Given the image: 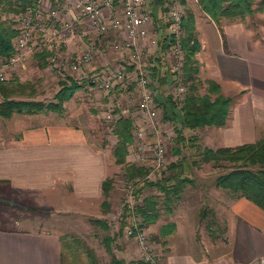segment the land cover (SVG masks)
<instances>
[{
  "label": "crops",
  "instance_id": "0c3cea01",
  "mask_svg": "<svg viewBox=\"0 0 264 264\" xmlns=\"http://www.w3.org/2000/svg\"><path fill=\"white\" fill-rule=\"evenodd\" d=\"M43 1L46 4L54 0ZM259 1L255 0L254 6ZM168 2L147 0L152 21L136 50L145 59L150 77L153 72L155 76L162 75L169 57ZM58 4L64 18L74 17L67 0H59ZM182 4L185 12L193 14L195 36L200 43L195 52L197 77L205 85L208 80L215 81L220 93L230 98L224 124L185 127L183 134H195L190 136L193 141L198 135L203 147L211 148L257 140L264 132V8H256L243 17L214 18L199 0H184ZM74 24V32L65 31L59 37L60 51L76 56L86 43L94 41L91 62L73 75L84 78L87 83L63 102L62 113L14 111L9 117L0 115V264H63L62 236L65 234L54 225L53 214L69 208H88L94 202L100 208L101 182L111 176L114 158L110 146L95 140L90 124L71 123L65 116L76 97L101 105L113 102L115 92L108 95L107 100L92 98L91 91L95 88L89 78L91 73L123 66L133 77L136 63L130 50H112V32L99 34L85 17ZM78 93L80 96H76ZM157 107L159 126L167 123L174 130L176 123L162 120L161 108ZM134 110L123 111L132 114ZM189 138L185 136V140ZM180 161L193 166L195 174L186 175L192 182L184 187L166 217L161 219L160 213L152 223L162 254L158 263L257 264V260L264 257V208L217 186V174L212 175V187L203 182L206 174L198 172L200 168L196 165L216 166L212 160L203 161L199 157ZM187 187L194 188L193 193L186 194ZM182 193L186 195L183 200ZM10 208L27 212L14 216L8 213ZM40 208L42 210L36 211ZM38 212L48 215L37 216ZM217 219L222 224L218 227L215 222L217 230L213 231L210 222ZM41 223L46 224L45 227Z\"/></svg>",
  "mask_w": 264,
  "mask_h": 264
},
{
  "label": "trees",
  "instance_id": "16d2710c",
  "mask_svg": "<svg viewBox=\"0 0 264 264\" xmlns=\"http://www.w3.org/2000/svg\"><path fill=\"white\" fill-rule=\"evenodd\" d=\"M184 2V0H181ZM32 0H0V10L6 13L17 12L25 9ZM255 0H199V3L214 18L218 16H241L252 13L256 8H264V0H260L257 6H254ZM184 34L181 38L182 49L184 52V61L182 63V79L186 83L187 89L182 99H177L171 92L155 91L154 99L161 108L162 120H173L176 124L174 131L178 141H183L185 136L183 129L185 127L194 128L200 125L214 124L222 125L225 123L228 112L230 98L220 93L219 85L208 80L205 85V91L200 92L202 81L197 77L198 61L195 58V52L199 49L200 43L195 36L194 17L190 11L184 13L182 19ZM16 34L12 20L9 18L0 19V58L8 57L12 52V37ZM50 49L44 47L40 53L44 59ZM43 64L46 60H42ZM6 81V80H5ZM0 81V115L9 117L12 112L35 113L39 111H64L63 102L71 98L76 90L83 87L87 82L84 78H76L73 75L61 77L60 87L54 93L53 99L42 100L34 98H14L9 94L12 90ZM152 88L163 84L173 83V74L164 69L162 75L154 72L151 77ZM157 82V86L154 85ZM213 94H215L213 96ZM133 118L130 115L120 114L114 124L112 131L116 136L114 145L115 163L122 164L124 172L128 177H143L148 172V167L138 165L135 162L126 160L127 149L133 138ZM199 157L203 161H211L226 170L218 173L215 177L217 186L226 188L233 196H244L260 207L264 208V132L261 137L255 141L244 142L235 146H221L217 148H200ZM168 167L171 172L163 174L155 179H142L143 185L156 187L163 195L161 202L164 205V211L170 212L171 205L177 200L186 184L192 182L186 176L184 168L187 165L181 161L170 163ZM142 187V186H141ZM133 189L134 194H138L141 188ZM113 188V177L108 176L101 182V191L103 199L101 207L107 211L109 209V195ZM158 196L147 195L142 198L141 203L137 204L134 212L139 215L140 227L155 222L161 208L157 206ZM126 210L128 208H125ZM92 221L101 224L106 228V221L102 218H92ZM112 236L109 234L103 237L106 249L111 253L110 264H121L123 260L118 258L111 248ZM152 259V258H151ZM145 257H139L132 261V264H159L157 260H151Z\"/></svg>",
  "mask_w": 264,
  "mask_h": 264
},
{
  "label": "built area",
  "instance_id": "2783aa9c",
  "mask_svg": "<svg viewBox=\"0 0 264 264\" xmlns=\"http://www.w3.org/2000/svg\"><path fill=\"white\" fill-rule=\"evenodd\" d=\"M16 1V0H13ZM67 0L68 6L74 13L73 18H64L63 10L60 8L59 0L52 3H44L43 0H32L25 9L12 12L11 19L16 29L12 37V52L6 58H0V81L8 79L9 72L16 66L24 64L36 51H42L44 47L51 50L47 57L50 68L57 74L74 75L75 72L89 65L92 60L94 41L86 43L79 55L62 54L60 51L59 37L65 32H74V23L80 18H87L89 25L99 34L112 32L114 40L110 47L113 51L122 52L130 50L135 70L133 77L123 66L115 69H106L102 72H93L90 75L92 86L97 89L109 90L114 85L118 88L134 83L133 91L138 96L135 110L127 115L136 117L135 128L132 131L133 139L130 147L138 150L137 163L147 167L164 168L166 165L165 144L159 134L160 114L154 99V90L149 74L146 71V61L137 52V44L140 38L147 35L152 21L147 0ZM185 10L181 0H169L166 11L167 35H168V62L172 65L169 71L173 74V83H180L182 80V63L184 52L181 38L184 34L182 19ZM151 42L156 43L155 39ZM186 91L183 84L171 91L177 99H182ZM120 114L107 112L105 116L113 121ZM152 137V140L149 139ZM150 157L151 162H147ZM134 162V161H130ZM136 163V161H135ZM134 186L128 182L125 187L127 196V212H133L137 217L128 226V233H134L144 251L147 259L155 260L148 254V234L145 227L138 225L140 217L134 212L137 204L131 202ZM137 194H134V198ZM257 264H264V257L257 260Z\"/></svg>",
  "mask_w": 264,
  "mask_h": 264
},
{
  "label": "rangeland",
  "instance_id": "374dc122",
  "mask_svg": "<svg viewBox=\"0 0 264 264\" xmlns=\"http://www.w3.org/2000/svg\"><path fill=\"white\" fill-rule=\"evenodd\" d=\"M12 14H7L6 11L0 10V19L9 18L11 19ZM13 22V21H12ZM14 24V23H13ZM51 54L48 52L47 55L44 56L40 51H36L31 56L29 62H25L22 65L18 66V70L11 69L9 72V77L4 82L5 86L9 87L10 96L14 98H34V99H42V100H50L53 99L54 93L60 87L61 75L54 72L49 65L47 57ZM42 60H46V63L43 64ZM171 63L167 61L165 70L169 71L171 67ZM18 72V73H17ZM164 72V71H163ZM162 72V73H163ZM149 78L151 79L150 75ZM184 83L183 79L180 80V83H176L175 85H159L155 89V91H163V92H171L174 91L175 87ZM154 85L157 86V83L154 82ZM134 84L130 87V84L126 86H122L118 89L119 85H114L107 92L101 89L95 88V90L91 91L92 98L97 100V98L105 97L108 99V95L115 92L114 100L110 104L101 105L100 103H94V100L89 101L88 99H82L80 97L75 98V102L71 101V105L68 108L67 114L65 118L71 123H76L81 121L82 123L90 124L93 129L92 136L95 137V140L98 143L103 145L110 146L109 150L112 153V159L115 160L114 156V145L116 141V136L112 131L113 121L109 120L105 116L107 112L111 114H124L127 115V112H124V109H129L132 111L133 108L136 107L138 96L133 91ZM205 84L202 83L199 90L200 92H204ZM76 96H80L79 93ZM0 98L2 95L0 94ZM110 98V97H109ZM110 100V99H109ZM108 100V101H109ZM106 101V102H108ZM123 103V104H122ZM122 104V105H121ZM128 105V107H126ZM123 106V108L121 107ZM76 110V111H75ZM76 115H73L72 114ZM133 118V123H136V117ZM135 126L133 127L134 130ZM184 130V129H183ZM94 134V135H93ZM159 134L163 139L165 144V158L166 165L164 168H155L151 170V167H148V172L144 176L145 179H155L163 174H167L171 172V169L168 167L170 163L180 161L184 159L185 161L188 159L194 160L199 159L200 148L203 147V143L199 142V136L196 135L197 139H194L190 136H194L193 133H187V140L178 141L176 135L174 134L173 127L169 124H161L159 126ZM150 137V135L148 134ZM202 137V136H201ZM149 139L152 140V137ZM132 141L134 139L132 138ZM132 144V142L130 143ZM196 145V146H195ZM137 154L138 150L133 148L130 145L127 149L126 160L129 162L136 161V164L143 165L137 163ZM147 162H151L150 157H147ZM131 163V162H130ZM147 167L146 165H143ZM197 168H200L198 172L202 174H206L203 182L209 183V186L212 187L213 176L216 175L226 168H222L220 166H212L211 163L204 165H196ZM193 166H187L184 168V171L187 175L195 174L193 171ZM110 175L113 177V188L110 191V204L109 209L105 211L102 207L98 208L95 205H90L88 208H69V210L63 211H55L52 218L54 221V225L58 226V231L62 234V242H63V264H110L111 253H109L106 249L105 243L103 241V237L107 234L112 236L111 239V248L114 254L123 260L121 264H132V261L136 258L144 256L143 248L141 244L138 242L134 233L129 234L127 229L133 223V219L137 217L133 212H130L125 209L127 207L128 202L126 201L127 196L125 195V187L128 182H132L135 188L141 187L139 193L134 198L131 199V202L141 203L142 198L147 195H157L158 196V204L161 208V219L166 217V211H164V205L161 202L162 193L156 189V187H150L143 185V177L133 176L128 177L124 172V167L122 164L115 163L113 161L110 169ZM195 180H201L200 178L195 177ZM189 182L186 184V186ZM194 188L187 187L186 194L193 193ZM182 200L185 198V193H182ZM60 205V203H59ZM66 205V203H65ZM3 208H1L2 210ZM7 209V208H4ZM61 209V208H60ZM42 210L36 209V211ZM8 211V210H7ZM35 211V210H34ZM20 212H27L20 210V208H10L9 214H13L17 216ZM32 212V211H31ZM45 212H38L37 216H47ZM139 216V215H137ZM5 217V216H4ZM92 218H102L106 222V228L102 227L101 224H97L92 221ZM215 222L218 227L221 226V221L219 219L214 222H210L213 231H216ZM43 227L46 224L41 223ZM203 226V223L201 224ZM57 228V227H56ZM145 230L148 234V244L150 250L148 254L153 256L155 260L162 257L160 253V244H158L159 237L157 234L152 231V223L145 227Z\"/></svg>",
  "mask_w": 264,
  "mask_h": 264
}]
</instances>
